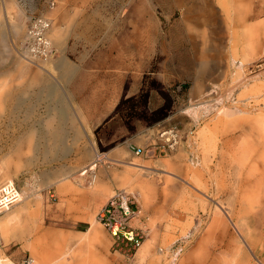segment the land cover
Instances as JSON below:
<instances>
[{"label":"rangeland","instance_id":"1","mask_svg":"<svg viewBox=\"0 0 264 264\" xmlns=\"http://www.w3.org/2000/svg\"><path fill=\"white\" fill-rule=\"evenodd\" d=\"M262 16L264 0H0V86L24 85L39 70L44 85L17 95L37 104L29 123L11 125L7 108L0 116V189L14 184L19 191L11 209L27 207L23 224L33 216L39 236H56V254L70 251L74 264H112L97 215L116 190L138 180L149 188L146 206L132 192L149 229L144 244L153 243L140 264H264V169L251 155L262 150L255 137L264 128ZM37 19L51 41L43 55L32 51ZM56 37L66 41L64 51ZM142 89L151 93L146 105L128 102L116 113ZM67 92L92 130L90 140L75 118L86 145L70 148L71 125L53 155L46 140L19 138L33 127L44 132L52 104L58 111ZM165 104L168 117L155 121ZM131 111L138 116L131 119ZM168 129L179 142L163 153L160 135ZM233 136L237 142L227 145ZM134 147L145 154L136 156ZM90 212L105 244L64 240L92 226L84 218ZM12 241L0 257L35 258L25 238Z\"/></svg>","mask_w":264,"mask_h":264},{"label":"bare ground","instance_id":"2","mask_svg":"<svg viewBox=\"0 0 264 264\" xmlns=\"http://www.w3.org/2000/svg\"><path fill=\"white\" fill-rule=\"evenodd\" d=\"M46 28H47V25L45 22L42 21V22L38 23V26L34 27V29H37V30L32 31V36H33V37H31L32 41L37 42V38H38L39 34H41V31H42V33L44 35ZM27 35H25V36H27ZM44 39L46 41H48L46 47H50L51 41L49 39L47 40L45 35H44ZM35 44H33V45H35ZM56 46L62 48L64 51L65 47H66V41H64L63 38L56 37ZM33 48L36 49L34 52H37L41 55L46 54L47 50L49 49V48H47V49H43V51H40L36 47H33ZM29 53H31L33 56L32 51H29ZM66 60H67V58H66ZM67 61H69V60H67ZM44 62H50L53 66L55 65L53 60H51V58L49 56L46 58V60H44ZM55 67L56 66L53 67V70L51 73L49 72L50 74L53 75L55 73V70H56ZM41 69H45V68L43 66H41ZM24 70H26V69H24ZM58 73H60V72H58ZM42 79H43L42 78V72H40V70H39L33 76H31L30 79L24 85H17V86H13V87L9 86L7 83L1 85L0 86V116L3 114V112H4L3 110L5 108H7L8 110L7 109L6 110L8 111L7 112L8 116H9L8 118H10V120H11L10 121L11 125L15 126L14 124H16V121L20 123L21 127L23 124L29 123L31 121V119H33L35 116L34 110H35L37 104L34 103L35 101L34 102L31 101L29 103H26V102L22 101L24 99V97L22 100H20L19 97H17V95H22V96H25L28 94L31 95L33 93L34 89H36V88L42 89V86H44ZM59 97L61 98V100H60V104H58L59 107L57 106L58 111L55 110V106H54L55 104H52V109L50 110L48 120L44 126V132L41 131V134L39 135L37 133V130H35L33 127L32 129H29L28 132L23 133V135H21L19 137L20 139L27 140L29 142H32L34 139L35 140H39V139L46 140L47 144H48L47 147H49L48 151L46 153L48 155L55 154L54 150L58 146L62 147V144H63L62 142H63V140H65V132L67 131V125H71V127H74L73 124H74L75 118H77L80 121V123H81V125L85 131V136L88 137L90 140L92 139V132H91L92 130L87 125L86 119L84 118L81 110L76 106V104L70 98L69 93L68 92L66 93V98H63L62 96H59ZM52 100L55 103L56 96L53 97ZM2 122L3 121L1 120V117H0V124ZM73 129L75 131V135H74V138L72 140V144H70L69 146L72 149H75V148L79 149L82 145H86V141H85L84 136L82 135V133L80 132L79 129H77L75 127ZM0 137H1V131H0ZM16 146H18V145H16ZM89 157H90V155H89ZM92 158L93 157L91 156L90 159H92ZM131 165L138 166V164H136V163H131ZM263 168H264V166H263ZM89 174L92 177V180L94 182H96L97 174L94 172L93 169H91L89 171ZM48 179H49V181L54 182L53 177L52 178L49 177ZM131 184H132V182H131ZM126 188L131 192L138 191L139 195L141 196L142 206L143 205L146 206L147 201L149 200V196H148L145 185H140V187L137 189L132 188L129 185ZM43 248H44V251L46 252V255L48 256V261L50 260V262L44 261L45 264H65L62 260V258H64V253L61 252L63 255H60L61 253L56 254V252H55L56 249L53 248L52 244L45 241ZM138 253L140 254V252H138ZM141 255L142 254H140V256ZM138 257H139V255H138Z\"/></svg>","mask_w":264,"mask_h":264},{"label":"built area","instance_id":"3","mask_svg":"<svg viewBox=\"0 0 264 264\" xmlns=\"http://www.w3.org/2000/svg\"><path fill=\"white\" fill-rule=\"evenodd\" d=\"M37 19L33 24L41 22ZM37 29L32 28V31ZM47 42L41 31L37 38L35 47L40 51L47 49ZM52 47L49 48L51 50ZM36 49L32 48V51ZM162 143L161 152L168 153L173 150L179 142V134L174 129L164 130L160 135ZM136 156H143L145 147H134ZM21 196L14 184H6L0 189V216L20 203ZM99 223L104 227L111 239V251L127 260L133 259L142 248L148 236V227L142 216V210L138 198L126 189H118L108 199L107 203L97 215ZM0 264H42L35 258L29 256L15 263L10 258L2 255Z\"/></svg>","mask_w":264,"mask_h":264},{"label":"crops","instance_id":"4","mask_svg":"<svg viewBox=\"0 0 264 264\" xmlns=\"http://www.w3.org/2000/svg\"><path fill=\"white\" fill-rule=\"evenodd\" d=\"M259 21L264 22V16L259 18ZM263 122H264V120H263ZM257 125H259V124H257ZM257 127L259 130H257L258 135L255 138L257 141L262 143V150L260 152L259 151H256L254 153L252 152L251 155L252 154L256 155L254 163H258V165L262 166V168H263V166H264V128L259 127V126H257ZM250 131L252 132L254 130L251 129ZM205 133H206V131L204 130L202 134L204 135ZM250 137H252V134H247L246 140L248 142L251 140ZM237 140H238V138L233 136V138H230V140L228 142H225V143L227 145L231 144V146H233L234 143L237 142ZM234 154H236V153H234ZM234 154H232V156H234ZM248 154H250V152L246 153L245 150L243 151V153L241 152V154H239V157H241L242 158L241 160H243L241 163L242 165H244V167H242L243 169H245V165H247V163L249 164V162H250L249 161L250 158H248V159L245 158V157H247ZM252 157H254V156H252ZM246 160H247V162H246ZM244 162H246V163H244ZM253 168H254V164L251 165V167L249 166L248 170H253ZM52 177L54 178V181L56 179H58L56 175L52 176ZM49 182H51V181H49ZM135 182H136L135 184H131V182H128L129 184L126 183L125 186L129 185L132 188L137 189L140 186H138V180H136ZM145 187H146V190H147V193L149 196V190H148L149 188H148L147 184L145 185ZM105 188L106 187H104V189ZM64 190L68 191L69 186L64 185L62 187V191H64ZM93 190L95 191V188ZM95 192H97V190ZM243 195L250 196L252 194L245 192ZM244 203H245V201H244ZM246 203L247 204L253 203V200L249 198L246 200ZM26 209H27V207H24V206H19L14 210H12L10 208L8 211H6L5 215L2 214L3 216H0V235H1L0 249H2L4 251V250H7L6 248H9V250H10L12 245H13L12 238L23 237L27 240L28 247L32 250V253H33V256L35 257V259L37 261L41 262L42 264H45L44 261L50 262V260L48 261V256L46 255V252L44 251V248H43L44 242L46 241V242L52 244L53 248L56 249V247H57L56 236H54L53 234H50L49 232H46V233L39 236L38 226H37L36 221L34 220L35 218L33 216H30L29 219H27V223L23 224L22 215L24 213H26ZM88 215L89 216H86L84 218L88 219L91 222L92 226L84 232L83 231H77L75 233V235L74 234L73 235H66V236H64V240H74V238H77L78 241H81V242L85 241L89 245L93 244V243H96L99 245L105 244L104 235H103L100 227L97 224L96 218L94 217V215L91 212L88 213ZM31 238H34V239L31 240ZM152 244H153L152 241L146 242L144 244V246L139 250L140 254H142V255L140 256V254L137 253L136 256L134 257L133 261H131V262L125 258H119V257L115 256L114 253H112V251L110 249V255H111L110 258H111L112 264H140V261L145 260L146 258H148V256L151 255V251H153V249H152L153 245ZM62 253H64V258H62V260L65 264H74V262L68 260V257L70 256V251L65 250ZM62 253L60 255H63ZM3 255L10 258L5 252ZM138 255H139V257H138ZM13 262L19 263L20 261H18V262L13 261Z\"/></svg>","mask_w":264,"mask_h":264},{"label":"trees","instance_id":"5","mask_svg":"<svg viewBox=\"0 0 264 264\" xmlns=\"http://www.w3.org/2000/svg\"><path fill=\"white\" fill-rule=\"evenodd\" d=\"M151 96L150 91H144V89L141 90L140 94L138 96H132L129 98H123L120 103L117 105L116 107V113H119L121 111V109L124 107V105L128 102L137 104L139 102V100L141 101L144 100L145 105L147 104V101L149 100ZM167 104H165L164 106H162L161 108L157 109L154 111L153 115L156 116L155 121L160 122L165 120L168 117V111L166 109ZM134 109L137 108V106H133ZM132 112V111H131ZM131 114V113H130ZM138 116V113L136 112H132L131 115V119L135 118Z\"/></svg>","mask_w":264,"mask_h":264}]
</instances>
